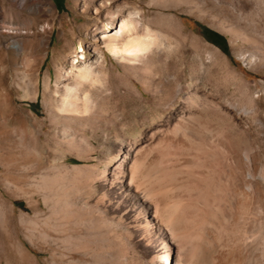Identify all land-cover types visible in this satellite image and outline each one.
Instances as JSON below:
<instances>
[{"label":"bare ground","instance_id":"1","mask_svg":"<svg viewBox=\"0 0 264 264\" xmlns=\"http://www.w3.org/2000/svg\"><path fill=\"white\" fill-rule=\"evenodd\" d=\"M161 1L164 0H151L154 4ZM177 2L197 4L195 0ZM177 2L164 6L175 7ZM109 3L107 0L100 4L106 8ZM129 6L109 11L117 26L103 38L105 49L119 61L123 72L113 62L107 63L104 49L100 56L103 59L84 66L57 68L65 90L56 91L53 140L48 139L45 124H36L32 143L15 149L2 139L0 129V145L6 154L3 163L11 179L22 182L39 167H44L47 177L55 172L57 178L64 177L69 167L65 165L68 149H75L80 158L89 160L83 150L93 149L94 138L102 135L106 141L114 139L118 148L112 157L123 159L119 165L107 163L111 167L106 165L102 171L103 180L117 195L138 193L136 202L140 206L134 220L140 218L136 226L142 230L141 238L150 242L154 230L163 236L152 254L154 264H171L169 243L177 248L179 264H264V95L251 92L246 77L226 58L204 59L202 64L220 60L236 80V97L229 102L223 100L228 91L218 86L211 87V94L209 88L201 91L195 79L182 85L185 69L171 60L162 62L163 69L159 71L161 59H152V54L163 41L143 22V11ZM215 50L221 51L218 47ZM255 60L258 59L253 55L250 61ZM34 69L26 84L32 90ZM104 71L109 74L108 83L101 78ZM70 79L74 84L68 82ZM49 80L50 76L45 79V90ZM174 89L176 95H186L180 106H176ZM139 105L146 106V111L160 120L170 111L152 132L155 142L141 152L132 135L134 129L142 131L137 116ZM70 123L79 124L92 135L81 140L71 136ZM31 145L37 151H32ZM26 167L29 170L24 175H13V171ZM90 177L94 183L96 176ZM103 192L102 198L106 189ZM122 200H113V206L118 208ZM145 206L152 208L153 216L143 212ZM1 240L5 243L7 238L3 236ZM19 251L22 264H34L24 249Z\"/></svg>","mask_w":264,"mask_h":264},{"label":"rangeland","instance_id":"2","mask_svg":"<svg viewBox=\"0 0 264 264\" xmlns=\"http://www.w3.org/2000/svg\"><path fill=\"white\" fill-rule=\"evenodd\" d=\"M101 1L107 0H0L3 58L0 59V129L8 145L15 149L24 143L29 146L36 124H45L48 139L53 140L56 91L65 90L63 80L57 77L58 67L84 66L103 59L100 56L104 49L107 63L113 62L123 72L119 61L105 49L103 38L117 26L109 11L127 8L126 4L141 9L143 22L159 33L163 41L152 54V59H161L157 65L159 71L163 69L162 62L171 60L185 69L182 85H189L195 79L201 91L218 86L228 91L223 100L229 102L236 97L233 93L236 80L220 60L211 65L202 64L204 59L226 58L246 77L251 92L264 95V0H195L197 4L177 0H164L160 4L151 0H110L106 8L101 6ZM170 2L178 5L164 6ZM203 25L227 38V51L203 34ZM216 47L221 51H216ZM253 55L258 60L251 62ZM208 65L211 67L207 68ZM32 69L34 90L26 85ZM106 73L101 78L108 83ZM49 76L45 90V79ZM137 84L142 87L139 81ZM176 94V106H180L186 95ZM169 114L166 111L163 119ZM137 116L142 131L137 133L134 129L132 135L141 152L155 142L152 132L164 120L155 119L144 105H139ZM69 126L70 135L79 140L92 135L79 124ZM94 139L93 149L83 150L89 160L80 158L75 149H68L65 165L69 167L64 177L57 178V172L47 177L44 167H39L30 171L22 182L11 179L3 163L5 150L0 145V264H22L19 248L32 257L34 264H154L152 254L163 236L154 230L150 242L142 239V230L136 226L140 218L134 220V212L140 206L136 202L138 193L132 191L131 196L120 193L119 197L103 180L106 165L109 168L111 164L119 165L123 159V156L112 157L117 154L118 142L106 141L102 135ZM30 147L37 151L33 145ZM27 169L13 171V175H24ZM90 174L96 176L94 183ZM105 189L106 196L102 198ZM118 198L124 200L116 208L113 200ZM150 208L145 206L143 212L153 216ZM3 236L7 238L5 243L1 240ZM168 245L171 264H179L175 244ZM116 252L120 256L118 262Z\"/></svg>","mask_w":264,"mask_h":264},{"label":"trees","instance_id":"3","mask_svg":"<svg viewBox=\"0 0 264 264\" xmlns=\"http://www.w3.org/2000/svg\"><path fill=\"white\" fill-rule=\"evenodd\" d=\"M202 32L209 40H211L212 42L227 51L228 41L223 34L205 25L202 26Z\"/></svg>","mask_w":264,"mask_h":264}]
</instances>
